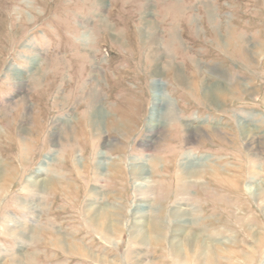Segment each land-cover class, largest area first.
Masks as SVG:
<instances>
[{
    "label": "rangeland",
    "instance_id": "obj_1",
    "mask_svg": "<svg viewBox=\"0 0 264 264\" xmlns=\"http://www.w3.org/2000/svg\"><path fill=\"white\" fill-rule=\"evenodd\" d=\"M22 263L264 264V0H0V264Z\"/></svg>",
    "mask_w": 264,
    "mask_h": 264
},
{
    "label": "bare ground",
    "instance_id": "obj_2",
    "mask_svg": "<svg viewBox=\"0 0 264 264\" xmlns=\"http://www.w3.org/2000/svg\"><path fill=\"white\" fill-rule=\"evenodd\" d=\"M219 90V89H218ZM160 91H161V86L159 85V84H155L154 85V89H153V94H152V98H153V103H152V106H151V108H150V111H149V116H148V118H147V129H148V131L149 132H154L155 130H156V128H158L157 126H158V117H159V114L158 113H161L162 112V110H164L162 107H161V104H162V102L164 101L163 100V98L161 97V94H160ZM213 95V94H212ZM212 96H211V94L208 92V91H203V96H202V99H204V100H206V101H208V102H210V101H212L211 98ZM91 100V99H90ZM91 109H92V107H91ZM88 112H89V110H88ZM91 121L89 122L90 123V125H92V124H94V126L96 125V122L95 121H97L98 120V122L100 121H102L103 120V118L105 117V115H104V113L102 112V111H100L99 109H96L95 111H92L91 110ZM88 114V113H87ZM87 121V120H86ZM86 121H85V123H86ZM92 123V124H91ZM112 123V122H111ZM243 125H245V124H243ZM113 127V126H112ZM240 127H241V129H242V132H246V129L244 128V126H241L240 125ZM119 129V125L117 124L116 125V127L114 126V130H116V129ZM194 127H192L191 125H186L185 126V128H184V131H185V133H188V132H190L192 129H193ZM213 129H216L215 128V126H213L212 127ZM112 129V128H111ZM212 129V131H213V133H215V130H213ZM219 130V129H218ZM217 130V131H218ZM243 133V134H244ZM215 135V134H214ZM216 135H219V133L217 134L216 133ZM141 171H142V173H143V177H141L142 179H143V181H146V174H147V170L145 169V167H143L142 169H141ZM187 171H190V172H192V173H194V176H197V175H199V173L201 172V171H203V167L201 166L200 167V164H197L196 162H191L189 159H187V157H185V158H183L182 159V162H180L178 165H177V175H176V177H177V179H178V181H177V184H178V190L180 191V193H185V191H186V189L184 188V187H182V181H184V179H183V174H187ZM138 173H140V172H138ZM185 174V175H186ZM142 175V174H141ZM188 175V174H187ZM140 180V179H139ZM142 181V180H141ZM29 183H30V187H32L33 189H35V191L37 192V190L36 189H38L41 185L42 186H44L43 184H44V180L43 179H41L40 178V175L38 174L35 178H32L31 180H29ZM137 187L138 188H142V187H145V185L143 184V183H138L137 184ZM249 190H251V189H249ZM91 205H93V204H91ZM98 210V209H97ZM179 211H181V210H179ZM100 213V212H99ZM100 217V216H99ZM103 218V217H102ZM99 218H98V220L97 219H92L91 220V222H93V224H94V227L95 228H97L98 227V225H99ZM138 222V223H137ZM136 222V226L137 225H140L141 223V221H137ZM187 224H189L187 221H184V220H182L181 222H180V224H179V229L180 230H176V231H173L174 233H173V235H172V237H171V244H172V246H175L176 248H175V250H176V254L177 255H179L178 254V250H177V245L179 244V240L177 239V233L178 232H185V230H186V226H187ZM176 225V224H175ZM101 226V225H100ZM140 226H142V225H140ZM18 228L20 227L19 225L17 226ZM137 228H138V226H137ZM28 229V228H27ZM24 230H25V228H24ZM26 231V230H25ZM139 231H141V228H139ZM23 233H24V231H23ZM28 233V232H27ZM27 233H25V234H27ZM179 234V233H178ZM183 234V233H182ZM205 260V259H204ZM23 264V263H22Z\"/></svg>",
    "mask_w": 264,
    "mask_h": 264
}]
</instances>
